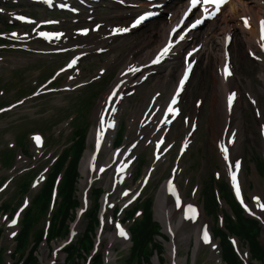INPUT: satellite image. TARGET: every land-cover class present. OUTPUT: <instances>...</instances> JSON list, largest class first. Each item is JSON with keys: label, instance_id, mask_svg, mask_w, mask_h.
I'll list each match as a JSON object with an SVG mask.
<instances>
[{"label": "rangeland", "instance_id": "obj_1", "mask_svg": "<svg viewBox=\"0 0 264 264\" xmlns=\"http://www.w3.org/2000/svg\"><path fill=\"white\" fill-rule=\"evenodd\" d=\"M177 1L174 3L176 4ZM107 12H110L107 9H101L99 12L101 16H105ZM162 19H158L157 21L151 20L147 21L145 24H150L151 22H156L152 26H145L142 29H138L133 36L128 37L130 40V44L123 45L125 42V38L121 39V44L120 46L118 45L120 49V53H118V49L113 50V51H106L102 55L99 56V58H91L90 64L85 65L86 73L87 75L90 74L89 71H92L96 69L97 67L100 66H106L107 65V60L113 55L116 54V61L111 63L112 67L111 69L107 72V76H103L102 79L99 82H92L87 84L85 87H83L86 91L88 89L96 87V90L92 93V95H85L83 100H85V103L83 104L85 109L88 107L90 116H89V128L91 131V125L93 126L94 120L92 118L93 111L97 107L99 101L102 99L103 96L107 94L108 89L111 87L114 79L116 78L118 71L120 70V64L118 63L121 61V59H124L126 56V52H128L129 48L134 49V58L138 57L142 52L145 50L153 47L158 39H159V32H158V25L161 22ZM205 28L201 30V32L204 31ZM155 31L152 32V31ZM218 37H221L219 33H217ZM150 40H153V42H149ZM146 40V41H145ZM143 41H145L144 45L141 47H137L139 44H141ZM241 43V42H240ZM239 52L241 56L239 55L240 62L235 58V55L233 53V57L235 59V68L238 67V77L240 79V83H243L245 80L250 79L252 82V85L256 87H262L264 88V84L258 77L259 74V68L252 63V60L248 59L244 55V52L242 50V43L238 47ZM230 50H231V45H230ZM117 52V53H116ZM118 63V64H116ZM114 64V65H113ZM216 62L212 60L211 64H207L206 61L202 62V55L201 53L199 54V58L197 60V64L194 68L192 78L189 82L188 86V97L186 101L183 103V113H188V107L190 106L191 108L195 107L194 103L197 98H201V95H204L205 99L202 103L201 106V113L200 117L198 118V128L193 134V142L191 143L190 147L185 151V154L180 157L178 160V164L182 165L183 168L180 172V183L179 186L181 187L182 190H185L186 195L192 196L193 192L195 189L198 188V202L202 203L204 200L202 198V192L205 191L206 188H209V193L205 197L206 203H204V211L207 213L208 212V204L209 202V197L212 194V192L215 191L213 187V182H215V186L227 183V179L224 174H221V180L220 182L213 181V176H212V171L214 167H218L219 170H221V165L218 157V153L216 149L214 148L211 139V134L207 130V122L209 119V109L211 106V90H212V85H213V71L214 70V65ZM169 67H162L157 70V72L153 75H150L148 79L140 84L137 87L136 92L131 95L126 101L121 103V113L118 115V118H124L127 114V118L129 121H132L133 117H131V109L134 103L140 102L144 100L145 98H149V96L154 92V88L159 85V81L163 78L164 75L166 74H173V79L176 77L177 72H168L167 69ZM180 69V65H179ZM16 83H13L15 86ZM168 87H166L162 92L161 95L158 97V99H163L167 95ZM82 91H78L76 93L70 94L68 96H61V98L65 101L64 103V108L70 107L71 103L75 97V95L79 94ZM117 92L115 93L114 97L116 96ZM264 96V94H263ZM113 97V98H114ZM243 102L240 103L241 108L238 110L239 113V121H240V129L241 133L243 134L242 137V154H243V174L245 177V186H244V192L245 195L248 197L249 192L254 189L256 183L254 179V175L257 177V181L260 184H263L264 182V170L260 171L259 174L256 172L255 168V163H257L258 167L261 168L260 165H263L264 163V156L261 153L259 146L260 143V138H259V120L256 119L255 112L253 110V106L250 103H244L247 102L246 97H242ZM264 102V100H263ZM89 104V106H88ZM243 107L246 108V111H243ZM53 109L52 106L49 104V99L46 100L43 104H41V110H46V109ZM130 110V111H129ZM78 112V111H76ZM76 112H72L70 114H76ZM131 112V113H130ZM55 114L57 115V118L55 119L56 121L64 120L66 116V112H62V110H56ZM133 114V113H132ZM14 117H8L7 120H10ZM47 122H50L51 119L49 116H46ZM75 120L71 122V124L74 123ZM175 123L173 124L171 130L168 133V139H171L175 136V134L178 131V128L181 129L179 135L177 136L176 139L172 140H179L181 138V135L184 132V128L182 126L181 119L176 118ZM28 121H26V124ZM86 127V125H84ZM32 128H36V125ZM12 131V130H10ZM48 132H46V142L47 141H53V142H60L63 139H65L66 135L65 133L61 132L57 137H54V132L51 131V129H47ZM88 133V138L86 142V148H90L91 146V137L89 138ZM124 131H125V125L122 123L120 124L119 131L116 137V143H120L121 140L123 139L124 136ZM161 131V129H160ZM22 133V129H19L17 132L13 134L14 138L17 140V142H21L19 136ZM7 134V130L0 131V148L4 147L6 145V141L4 140V137ZM69 134H67V137ZM130 136H133V131H130ZM62 147V144L57 148V151H59ZM54 149V148H53ZM178 146L176 145L174 148L171 149L170 153L174 150L173 154L171 155L172 157H169V164L165 165L164 163L161 162L156 171L150 176L149 182L144 185L143 188L140 190V194L138 196H141L140 198L146 197L147 195L151 196L153 198V202L155 201V195L162 183V180H159L158 176L163 172L164 168L166 170L163 172L162 178L167 176L168 174V168L171 171V168L169 167L172 162V158L174 157L175 151H177ZM49 150V149H47ZM0 150V157H7L4 163L9 162V155H10V150L5 149L1 152ZM151 146H144V147H139L135 149V152L138 153V158H144L146 164H148V161L146 160V157L150 159V154H151ZM11 152H15V149L11 150ZM55 154V153H54ZM168 152H165V155H167ZM83 156V154H82ZM82 159V158H81ZM81 159H80V164H81ZM257 159V161H256ZM167 160V159H166ZM50 159H47L45 161V164H49ZM79 164V167H80ZM145 164V165H146ZM37 169L34 171H31L29 174H34ZM7 175L5 174V169L0 166V187L2 184V180L5 179ZM212 178V179H210ZM18 180L11 181L7 186L1 187L0 188V204L5 203L7 207L5 208V211L0 212V231L3 233L1 234V242L0 246L2 249V252L0 254V264H12L13 261L21 258L20 252H16L15 250V243L14 239L16 237V230L21 228L24 224V220L27 218L29 221H31V226L28 230L29 234L31 235L30 239H33L36 237L37 233L42 230L43 225L45 224V220L47 219L48 213L46 212L43 213V210L41 208V204L39 202L30 201L28 205L23 208L21 211V214L17 218V224L14 226H11L10 223V216H8V209L13 213L14 210L22 204L23 201V195H19L18 193ZM106 182V179L103 178L98 185L102 186ZM83 185L81 182L79 183L78 186V192L81 191V187ZM93 187V186H92ZM220 187V202L223 201V196L227 198L226 194V189L219 185ZM206 192V191H205ZM207 193V192H206ZM118 193H112L108 199H113L116 202V205L118 206L122 201L123 198H118ZM91 194L90 190L88 193V199L91 201ZM138 198L134 199V204ZM228 200V199H227ZM219 202V210L217 212L214 211L211 217V223L213 224L214 229H216L217 226H220V220L217 219V215L221 212H223V209L227 212H229L228 207L222 206V204ZM228 202L232 204V201L228 200ZM91 205L87 207L88 211L90 209ZM153 208V205H152ZM55 209V208H54ZM86 211L84 212V215L80 218L78 221L77 225H75L74 229L76 232H78L77 235L81 234L84 231V228L87 223V217L85 215ZM248 217L252 219H256L259 223L258 226L260 227L261 234L258 236L260 239L261 244L264 246V219H262L260 216L258 218L256 216H249L246 212H244ZM104 218V224L100 222V226L97 225V227H102L104 231H116V226L114 224V221L112 219L111 215V209L107 207L106 212L103 214ZM115 221H117L118 218L121 217V215H116L114 214ZM45 216V217H44ZM111 220V221H110ZM226 221H228V218H226ZM128 224V223H127ZM129 225V224H128ZM96 227V229H97ZM140 228V225L137 224L132 230L133 232H137L138 234V229ZM191 228L190 225H187L184 227L185 231H189ZM95 229V230H96ZM12 233H15V235H12ZM98 236V235H97ZM28 239V240H30ZM31 241V240H30ZM32 242V241H31ZM190 242L194 245L195 243V237L193 233L190 234ZM56 243V241H55ZM113 243V244H112ZM126 243V242H125ZM163 243V259L161 262H156L155 259L153 258V264H169V260L167 259V256L169 254L168 251V244L166 242ZM100 246L102 247V250L100 248L97 250L95 254H100L103 253V258L108 259L110 258V261L108 264H117L115 263L117 260L122 257L123 259L128 253V248L126 247L127 244H124L121 240L116 239L114 242L109 243L108 238H103L102 241L99 242ZM112 244V245H110ZM53 243H43L40 244L39 248L36 249V252L34 254L37 257L38 264H63L65 260V252L62 248V253L59 254V250L55 251V247H57V244L52 248ZM110 245V252L106 251V247L109 249ZM31 247V246H30ZM30 247L24 252L23 259L26 257L27 253L30 250ZM240 249V251H239ZM239 253L242 256L247 255V260L249 264H261V261H256L253 257L249 256V253H246L248 250L247 245L244 241H242V244H239ZM188 247H185L183 243H180L178 246V258H188L189 261L193 262V256L196 254V259L195 262L192 264H221L219 261V253L217 255H213L211 250L207 245H204L200 247L195 253H193L192 248L189 249L187 252ZM187 252V253H186ZM98 254V255H99ZM96 255V256H98ZM94 256L92 258L93 264H94ZM190 257L192 259H190ZM11 259V260H10ZM157 260V259H156ZM91 261V258H90ZM190 263V262H189ZM86 264H91L90 262H87ZM119 264V263H118ZM121 264V263H120ZM242 264H244L242 260Z\"/></svg>", "mask_w": 264, "mask_h": 264}, {"label": "bare ground", "instance_id": "obj_2", "mask_svg": "<svg viewBox=\"0 0 264 264\" xmlns=\"http://www.w3.org/2000/svg\"><path fill=\"white\" fill-rule=\"evenodd\" d=\"M262 0H231L229 1L226 5L223 6V9L220 11V13L213 19V21L216 18H219V22H217L216 27L217 29L221 30L224 36V33L228 30H230L232 24L231 21L233 20V17L237 15H241V13L248 14L251 16V21L253 23V26L249 30H245L242 28L241 24L239 26V31L244 33L245 36V41L247 42V48H251L254 46V40L257 36V27H256V19L260 15H264V2L261 4ZM264 1V0H263ZM186 4V3H185ZM149 12H153L150 11ZM148 12V13H149ZM186 12V11H185ZM184 12V13H185ZM226 12H228V15H226ZM188 16H191L189 23L194 22L195 19H199V17H195L189 13ZM172 19L177 18V10H175L172 14ZM212 21V22H213ZM214 24H210L209 27L211 28ZM198 27L193 28L190 30L188 33L184 34L186 37H188L189 40H194V49L195 51H198L196 53L199 54L201 53L202 55V62L206 61L207 64H211L212 60H214L217 64H219L220 68L219 71L217 69L212 70L213 71V85H212V90H211V106L209 109V119L207 122V130L211 134V140L216 144V140L220 137L221 135V145L224 147H227L228 149V156L229 159L226 161L224 159V154L223 155V161H224V167L223 171L226 173L227 176L229 177V182L233 187L232 184V179H231V171H230V166L231 170L235 171V162L239 161L240 162V169L237 173V182L240 187V198L243 200L244 207L247 206L249 209L246 211L247 213L251 215H258L262 219H264V210H261L258 207L257 200L254 198L259 199V203H264V182L263 184L258 183L257 177L254 175L255 179V187L253 190L249 192V197H250V202H248L247 198L244 197L242 189L245 186V177L242 171V133L240 130L239 126V116H238V109L241 108V99H242V93L247 97L248 101L250 104L254 106L255 109V115L257 118L260 119V122L262 124V127H264V88L262 87H256L251 84L250 81L246 83V85H241L240 79L238 77V67L234 68V63L236 62L233 53L235 55V58L240 62V57L241 56L239 52V45H241V36L239 34L232 35L230 44L231 45V50L230 52H224L223 53V48H222V43H223V36L221 39H218L217 34H215L216 29H213L211 33V37L208 38V36H204V31L199 32ZM235 28V27H234ZM233 28V29H234ZM175 29V32L173 31ZM184 29L178 28L176 29L175 25L173 24L172 26H169L168 20H166L165 23L160 24L158 27V32H159V39L157 41L158 45L150 50H146L142 52L137 58L131 59V58H124L121 59L120 63L123 62V66L121 69L126 67L127 64L133 65V68L131 69H136V71H131L132 74L139 72L141 70V65L146 63L150 57L152 56L153 52L162 44L164 39L166 37H171L173 35H178L180 34V31ZM152 32L155 33L153 30ZM128 36L130 34H127ZM146 41V40H145ZM145 41H143L141 46L144 45ZM149 42H153V40L149 39ZM130 40L127 39L123 43V45L130 44ZM169 44V41H166L164 43V46L166 47ZM173 45H178L177 42H174ZM242 50L244 52V55L248 57V59L252 60V63L255 64L259 68V74L258 77L264 84V61H258L252 58V56L245 51V49L242 46ZM227 54V57H226ZM115 60L114 57L109 58V62ZM153 60L149 62V64H145L143 67L146 66H152L155 67L157 64L152 63ZM166 61H162L158 67L162 66ZM228 63L229 69L232 72V75L229 76L228 78H225L223 75V69L225 66V63ZM181 66H182V56H181ZM197 64V61L193 67L195 68ZM182 69V67H181ZM175 69H173L174 71ZM185 70V68H183ZM170 75L173 78V74H166ZM143 75V77H145ZM119 78L115 80V82ZM190 80V79H189ZM119 87H121L120 81L116 82ZM168 83V80L165 78L161 82L159 81V88H163L164 85ZM175 84V83H174ZM174 85H172L173 88ZM115 87V86H114ZM158 90V89H157ZM172 91V89H171ZM169 92L165 98V100L161 104H155L153 105L152 102L148 103V100L144 101L143 103L139 104V106H132L131 112L134 113L135 115H140L141 112L143 111L144 113H147L148 111H151L153 115L159 114L164 117V121L166 122H171L174 118V116L178 113V109L172 106L174 109H176L175 115L173 113L168 112L169 105L171 104L173 96L176 95V92ZM232 93H235V99L233 101V105L231 110L228 107V96ZM126 94V93H125ZM128 94V92H127ZM178 100V97H177ZM203 103V96L202 98L198 101L196 106L189 110V115L192 117H197L200 115V110H201V104ZM243 110L246 111V108L243 107ZM107 115V120L109 119V113L108 110L106 111ZM261 127V129H262ZM233 133L235 135L233 136ZM110 134H111V129H109L107 132H105L104 137L102 139V143L108 144L109 139H110ZM229 139H233V143L229 144L228 141ZM264 141V138L262 139ZM260 150L264 154V143L262 144L261 142L259 143ZM103 151H107L106 148L103 149ZM92 156L91 153H89V150L85 152L84 158L81 162V172L86 175L87 174V160ZM164 172V170H163ZM159 176H161L163 174ZM158 176V177H159ZM83 185L84 188L86 185L90 182L85 179L83 180ZM173 187L175 189V195L172 194V192L169 191L168 188L161 187L156 195H155V201H154V213L156 216H158L161 220L166 222V229L169 231H174L176 233V240L179 241L180 243H183L185 247H188L189 241H190V234L193 233L195 237V243L193 247V251H196L198 247H202L203 245H207L210 249L212 254L216 255L217 250H218V244L217 242L211 240L210 235V243L205 244L203 242L202 236L204 231L209 230V227L211 226V221L208 219L202 212L201 206L197 202V189L193 193L192 198H187L185 195V192L182 191L176 184H173ZM234 188V187H233ZM235 190V189H234ZM82 199L85 203V196L84 193L82 195ZM177 199H179L180 204L177 206ZM106 201L104 199L103 201V210L106 207ZM223 203V202H222ZM188 206H192L196 209V218L191 219V218H186L185 217V209ZM176 220V221H175ZM185 220H187L189 223H186ZM171 221H173V225H171ZM184 221V222H183ZM187 225H191V228L189 231H185L184 227ZM119 229V228H118ZM125 231V230H124ZM171 233V232H170ZM172 234V233H171ZM209 234V232H208ZM99 240H102L103 238H108L109 243L114 242L116 239L120 238L123 242H127L128 238L121 237L119 235V230L118 234L114 232H108L104 231L102 228L99 230V235H98ZM236 244L238 245L239 242L236 240ZM167 259L169 260V264H184V258H175V253L174 250H171L167 256ZM245 260V264H249L248 260ZM158 264V263H156Z\"/></svg>", "mask_w": 264, "mask_h": 264}, {"label": "trees", "instance_id": "obj_3", "mask_svg": "<svg viewBox=\"0 0 264 264\" xmlns=\"http://www.w3.org/2000/svg\"><path fill=\"white\" fill-rule=\"evenodd\" d=\"M74 136H77L78 138L73 142L72 147L66 149L60 159L56 162L47 183L45 184L39 195L35 198V202H39L41 204L42 210L45 211L50 197L52 179L55 173L62 168L67 152H70V150L73 149V158L68 164V167L66 168L63 178L59 184V196H61L62 202L60 203V206L54 215V221L50 229V236L66 233L68 226V217L72 215V213L70 212L73 211L74 207L78 204V200L75 197L77 181L76 178L78 176L77 163L80 153L84 148L85 133H82L81 130H76L74 132ZM25 188H27V183L25 184L24 189ZM210 202L211 205H215V202H213L211 199V195ZM96 208L97 203L91 213V219H89V221L87 222L88 225L86 226V230L83 232L82 236L79 237L76 242L68 246L66 264H82L79 261L81 253L78 251H81V249L87 250L90 247L93 233L92 231L94 223L96 222ZM144 210L145 217L143 218L142 222L139 223L140 228L138 229V234L137 232H133L134 242L132 253H130L129 257L126 258L122 264L150 263V257L153 255V250L156 249L157 251H159V247L154 242L155 237L153 236L154 233L158 232L157 228L159 225L152 218L150 210V200H147L144 203ZM236 212V223L229 221V226L227 227L234 231L240 238L246 240L250 245L252 257L256 258L258 261H261L264 264V246L261 244L258 238V236L261 234L260 227L255 220L244 218L238 208H236ZM59 217L60 221L56 226L57 222L55 220ZM30 226L31 221L26 218L24 220L21 232L17 237V249L22 250L28 244V230ZM216 232L222 237V255L227 264H240L237 254L230 245L229 241H227L225 235L222 232H218V230H216ZM39 237H41V231L38 233L36 239L38 240ZM23 264H38L36 255L31 251L28 254V258L24 261Z\"/></svg>", "mask_w": 264, "mask_h": 264}, {"label": "snow or ice", "instance_id": "obj_4", "mask_svg": "<svg viewBox=\"0 0 264 264\" xmlns=\"http://www.w3.org/2000/svg\"><path fill=\"white\" fill-rule=\"evenodd\" d=\"M47 2L49 4H51L52 0H47ZM227 3H228V0H190V7L184 13V19H186L188 17L189 13H191L192 10L197 7L198 4H202V5H205V6L211 5L214 10L211 11V12H209L208 7H204L203 8V12L205 13V15L201 19H197L191 25V28H196L198 25L202 24L204 22V20L211 19V18L215 17L221 11L222 7L224 5H226ZM153 15H156V13L149 12V13H146L144 15H141L132 24V27L133 28L137 27L143 21L147 20L150 16H153ZM17 19L24 20L25 18L24 17H17ZM242 20H243L244 25H245L246 28L250 27L249 20H248L247 17H242ZM119 31L127 32V31H129V29L128 28H123V29H120ZM173 31L175 32V29ZM84 32L86 33L87 30H84ZM12 35L15 36L16 34L13 33ZM40 35L41 36H44V37H47L48 36L47 33H43V32L40 33ZM60 35L61 34H57L56 35V39H59ZM180 39L181 40L184 39V36H181ZM229 39L230 38H226V44H227V42H228ZM172 47H173V45L170 42L166 47H164L161 50V52L158 54V56L156 57V59H154L152 61V63L153 64L160 63V61L169 54V52L172 49ZM260 47H261L262 50H264V20H261L260 21ZM189 55H191V53H189ZM226 57H227V54H226ZM73 63H75V61H73ZM191 68H192V64L191 63H188L187 64V68H186L185 73H184V76H183V78L179 82V87L177 88L176 95L173 96L172 101H171V104L169 105L168 112L173 113L174 115H175V113H176L177 110L174 109L172 106L177 103V97L179 96L180 91L183 89L184 84H185V82L188 79L189 72L191 71ZM130 71H136V69H130ZM223 75H224L225 78H228L229 76L232 75V72L229 69V65H228L227 61L225 63L224 69H223ZM113 95H115V93H113ZM235 95H236L235 93H232V94H230L228 96V107H229L230 110L232 108L233 101L235 99ZM114 110L115 109H113V111ZM103 127H104V119H103V117H101V129H103ZM108 127H112V125L111 124H108ZM262 134H264V127H262ZM234 135H235V133H233V136ZM102 136H103V133L101 131L97 135V145L98 146H99L100 140L102 139ZM34 139L36 140L37 144L40 143V139L41 138L39 136L34 137ZM233 142H234L233 139H229V141H228L229 144H231ZM221 151L224 154V159L227 161L229 159L227 147H224L223 145H221ZM239 169H240V162L239 161H236L235 162V171H232L231 170V166H230L232 184H233V187L235 189L236 196H237L238 199L240 198V187H239V184L237 182V173H238ZM101 171H103V169H101ZM169 191L172 192L173 195H175V189L172 186L171 181L169 182ZM125 195H127V193H125ZM254 199L257 200L258 207L261 210H264V203H259V199L258 198H254ZM241 203L243 204L244 202L241 201ZM179 204H180V201H179V199H177V206H179ZM245 210L246 211L249 210L247 208V206H245ZM185 217L186 218L195 219L196 218V209L194 207H192V206H188L185 209ZM16 223H17L16 219H13L11 221V224L12 225H15ZM117 227L119 228V226H117ZM12 235H15V233H12ZM119 235L121 237L127 238V234L123 230V228H119ZM202 239H203V242L205 244H209L210 243V238H209V234H208L207 231H204L203 236H202Z\"/></svg>", "mask_w": 264, "mask_h": 264}]
</instances>
